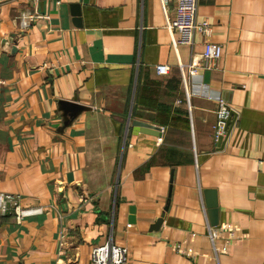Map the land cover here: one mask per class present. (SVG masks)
Instances as JSON below:
<instances>
[{"label":"crops","instance_id":"obj_1","mask_svg":"<svg viewBox=\"0 0 264 264\" xmlns=\"http://www.w3.org/2000/svg\"><path fill=\"white\" fill-rule=\"evenodd\" d=\"M174 15V0H0V193L41 208L17 222L0 202V264H93L105 244L121 264H264V0H198L210 33L191 46ZM205 42L221 58L191 76Z\"/></svg>","mask_w":264,"mask_h":264},{"label":"built area","instance_id":"obj_2","mask_svg":"<svg viewBox=\"0 0 264 264\" xmlns=\"http://www.w3.org/2000/svg\"><path fill=\"white\" fill-rule=\"evenodd\" d=\"M169 0H162L167 3ZM175 15L170 27L177 32L179 39L178 44L191 46L193 36L200 34L207 36L210 33V25L207 20L198 21L197 2L198 0H174ZM22 24L26 26L24 17H21ZM222 55V48L219 44L205 42L199 60H193L187 65V71L191 76H196L200 69H213L217 66ZM181 74H184V66L179 64ZM170 69L167 65H158L155 67V72L159 76H165ZM217 132L223 133L225 129V120L228 118V112L220 103L218 111ZM0 202L2 210L12 209L13 216L17 222H20L23 217L34 215L41 212V208H22L16 196L13 194L0 193ZM10 206V207H9ZM126 249L105 244L96 246L91 249L90 257L93 264H121L125 261Z\"/></svg>","mask_w":264,"mask_h":264},{"label":"water","instance_id":"obj_3","mask_svg":"<svg viewBox=\"0 0 264 264\" xmlns=\"http://www.w3.org/2000/svg\"><path fill=\"white\" fill-rule=\"evenodd\" d=\"M69 9H70V13L72 14L73 17H77L80 15V4L78 2L76 3H70L69 4ZM230 116H228V118L225 120V136L224 138L222 136H220L218 138V140L222 141V143H224L226 141L227 136L229 135L231 128L233 126L234 120H235V114L233 112H230L229 114ZM135 125L138 126H144L150 129H154V126H151L149 124H145L143 122H134ZM208 196V200H207V206H208V216H209V220L211 222L212 225L217 224V199H216V194L214 190H211ZM131 212L133 211V209H130ZM133 220V219H130ZM160 223V219L156 222V226L158 227Z\"/></svg>","mask_w":264,"mask_h":264}]
</instances>
